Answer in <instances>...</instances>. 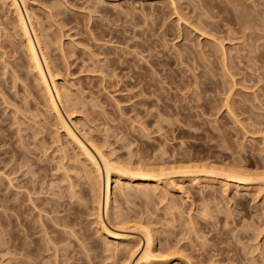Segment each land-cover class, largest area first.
<instances>
[{"label": "rangeland", "instance_id": "374dc122", "mask_svg": "<svg viewBox=\"0 0 264 264\" xmlns=\"http://www.w3.org/2000/svg\"><path fill=\"white\" fill-rule=\"evenodd\" d=\"M14 1L77 138L114 165L166 175L112 174L111 216H100L132 241L103 234L93 173L0 0V264H134L144 229L151 264H264V0ZM186 169L254 181L172 174Z\"/></svg>", "mask_w": 264, "mask_h": 264}, {"label": "bare ground", "instance_id": "6f19581e", "mask_svg": "<svg viewBox=\"0 0 264 264\" xmlns=\"http://www.w3.org/2000/svg\"><path fill=\"white\" fill-rule=\"evenodd\" d=\"M12 8H13L14 15L16 17L18 31L21 34V36H22V38L24 40V43H25L26 53L28 55L30 67H31V69H32V71L34 73V76H35L38 84L41 87V90L43 91L44 98H45V101L47 103L46 105L48 106V109L50 110V112L54 116L56 124L61 129V131L63 132L65 138L77 148L79 154L83 158V162H84L85 166L87 168H89V172L90 173H93V178L94 179H92V178L91 179L94 180V184H92V186L94 185L93 187L95 188V191L93 190V192H95L94 194H96V196H95L96 197L95 198L96 199V201H95L96 205L95 206H96L97 213H98L97 217L99 219L98 221H99L100 229L103 230V234H105L109 238L111 237L114 240H117L119 242H125V243L127 242L128 243V242L132 241V239H130L131 237H129V235L117 234V233L109 232L107 227L102 222V219H101V216H100V211L104 212L105 218H108L109 217L108 215L111 216V214H109V210H110L109 208L111 207L110 206L111 205V198H110V191H109L111 175L114 174L116 176L115 181H117L119 183H120L121 180L131 181V180L134 179L135 181L144 184V183H150V182H153V183L156 182L157 183L158 181H161L163 179L162 178L163 176L165 177L166 173L163 172V171L152 172L153 170L151 172L149 171V173H148L145 170H143L142 167L138 168V169L136 168L135 170H133L130 167L126 168V167H122V166H119V165H114V163L113 164L110 163L98 150L93 148L92 149L93 151H91L90 149H88V147H86L77 138V136L73 133L72 129L70 128V126L68 125V122H67V121H69L68 119H70V116H71V115L69 116V113H68L69 107H68V110L66 108H64L65 106L63 108L61 107L62 108L61 110H63L62 112H64L65 117L62 116V113L60 112L59 106H61L62 103L64 102V100L62 102V99H63L61 97L62 93L60 94L61 91H59L58 87L56 86V84H55V82L53 80V77H52V74H51V72L49 70V67H48V64L46 62V59L43 56L42 52H40L41 48H40V42H39V40L37 38V34L36 35L34 34L35 32H34V29L32 27L31 28L28 27V25L24 21V18L22 17V14H21V11H20L18 5L16 4V2L14 0H12ZM30 34H33V38L30 37ZM220 48L223 49V47L221 45H220ZM224 58H225V56H223L222 59L224 60ZM109 63L114 64L115 62L113 60H111V61H109ZM227 68L228 67L224 64L223 65V69H227ZM140 102H142V101H139V103ZM140 104L143 105V103H140ZM228 110L231 112L230 109H228ZM235 114H236V112H235ZM65 118H67V119H65ZM94 153L96 154V156L94 155ZM181 169H183V168H181ZM219 169H221V168H219ZM172 171H170V172H172ZM195 172H198L199 174L202 173V174H204L205 176H208V177L215 176L216 178L217 177L218 178H225L224 180L232 182L233 184L235 183V187H238L239 185L242 186V187L248 186V184H250L249 183L250 181H254V179L249 178L248 176H245V175H242V174H233L232 172L230 174H226V172L222 173V171L221 172H216V171H213V170H199V171H197V170H194V169L193 170L192 169L191 170L190 169H186V170H179V171L176 170L175 172H172V174H175V176H177V175H180V176L183 175L184 176V175H188V174H191V173H193V175H195L194 174ZM204 175H202V178H203ZM191 177H192V175H191ZM189 179L191 181V178H189ZM207 179H209V178H207ZM258 179H261V178H258ZM203 180H204V178H203ZM89 181H91V180H89ZM261 181L264 182V179L260 180L259 182H261ZM91 183H92V181H91ZM227 185H230V183L227 184ZM119 219H121V218L116 217L115 219L113 218V220L112 219H110V220L111 221L115 220V221H117L116 223L122 222V220H119ZM121 224H119L120 227L124 225V223H123V225H121ZM142 232H143V236H144L143 237L144 238V241H143L144 243L142 242L143 245H144V247L142 246L143 247V252L138 257V259L135 261L134 264H141V263H143V264H151L152 263L151 259L153 261V259H155L157 257V256H154L155 254L152 255V250H151L152 249L151 248L152 247V237H151V234H150L149 230L144 229V230H142ZM133 250H134V248H133ZM137 250L136 251H131L130 256L128 255L129 256V258H128L129 260H131L133 258V256H135V254L137 253ZM129 251H130V249H129ZM153 256L155 258H153Z\"/></svg>", "mask_w": 264, "mask_h": 264}]
</instances>
